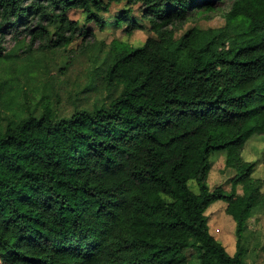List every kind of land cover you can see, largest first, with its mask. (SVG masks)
<instances>
[{"label":"trees","instance_id":"trees-1","mask_svg":"<svg viewBox=\"0 0 264 264\" xmlns=\"http://www.w3.org/2000/svg\"><path fill=\"white\" fill-rule=\"evenodd\" d=\"M219 11L223 27L176 39ZM144 22L143 45L97 48L86 89L105 96L92 108L65 113L54 88L32 100L20 76L0 77V264H249L242 241L264 193L243 153L264 136V0H0V66L9 40L55 52L93 36L89 24L132 35ZM221 152L244 197L211 189ZM220 200L234 255L210 233Z\"/></svg>","mask_w":264,"mask_h":264},{"label":"rangeland","instance_id":"rangeland-1","mask_svg":"<svg viewBox=\"0 0 264 264\" xmlns=\"http://www.w3.org/2000/svg\"><path fill=\"white\" fill-rule=\"evenodd\" d=\"M122 8L123 5H115L109 16L115 15ZM223 13L219 11L213 13L210 19L201 18L189 22L176 34V39L193 27L204 30L223 27L225 25ZM71 17L79 20L82 28L86 27L81 13H72ZM143 25L144 29L129 35L125 26L99 30L89 24L88 27L92 29L93 36L77 40L66 50L61 49L55 52L47 51L46 41L34 40L31 43L28 39L22 44H16L9 40L8 51L14 55L0 66V77L11 78L17 82L20 76L21 85L29 91L32 100L33 98L39 100L44 92L47 93L54 88L55 93L50 92L51 103L65 113L72 111V104L75 101L82 107L92 108L97 99L105 96L101 92L86 89L92 79V59L97 54V48L103 46V49H106L113 41L125 43L131 48L139 47L152 35L149 24L144 22ZM52 39L55 37L53 36ZM243 158L245 161L258 163L249 181L257 193H264V136H255L249 141ZM210 160L211 189L221 188L227 193L234 191L236 195L244 197L247 190L242 186L243 183L235 185L234 177L237 169L227 166V153H215ZM190 187L198 193L194 182L190 183ZM226 208V202L220 200L210 207L206 217L209 218L210 233L225 246L229 254L234 255L237 252V235L235 234L237 225L234 219L226 214ZM246 226V235L242 241L245 245L247 244L246 261L249 264H264V207L255 211Z\"/></svg>","mask_w":264,"mask_h":264}]
</instances>
